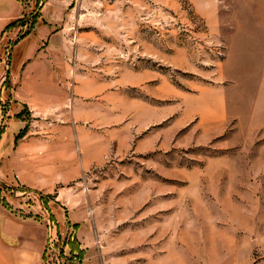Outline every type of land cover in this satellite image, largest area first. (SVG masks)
<instances>
[{"label": "rangeland", "instance_id": "rangeland-1", "mask_svg": "<svg viewBox=\"0 0 264 264\" xmlns=\"http://www.w3.org/2000/svg\"><path fill=\"white\" fill-rule=\"evenodd\" d=\"M59 6L39 136L74 165L42 197L73 201L50 264H264V0Z\"/></svg>", "mask_w": 264, "mask_h": 264}, {"label": "crops", "instance_id": "crops-1", "mask_svg": "<svg viewBox=\"0 0 264 264\" xmlns=\"http://www.w3.org/2000/svg\"><path fill=\"white\" fill-rule=\"evenodd\" d=\"M59 2L0 0V64L2 58L5 61V47L11 43L12 48L6 75L11 87L5 82L0 84V183L31 190L12 197L1 193L8 204L0 198V264H45L50 216L57 218L53 221L58 232L56 222L66 221L65 212L70 208L66 203L73 201L72 196H50L46 206L42 200V195L55 191L58 171L74 165L72 150L39 136L41 122L51 109L52 100H57L52 91L55 73L49 62L51 48L47 45L45 51L43 44L55 25L54 10H59ZM14 20L18 23L7 28ZM2 72L0 66V79ZM260 106L264 115V99ZM48 129L53 130L51 138L57 137L55 126ZM19 133L22 134L17 137ZM60 203L66 204L63 212L59 210Z\"/></svg>", "mask_w": 264, "mask_h": 264}, {"label": "built area", "instance_id": "built-area-1", "mask_svg": "<svg viewBox=\"0 0 264 264\" xmlns=\"http://www.w3.org/2000/svg\"><path fill=\"white\" fill-rule=\"evenodd\" d=\"M5 79L6 76L0 80L1 85L4 84ZM57 242H58V232L56 229L55 221H53L52 219L48 223V238H47V246L45 251V257L47 259H45V264H50V262L55 260L60 262V256H59L60 249L57 246Z\"/></svg>", "mask_w": 264, "mask_h": 264}, {"label": "trees", "instance_id": "trees-1", "mask_svg": "<svg viewBox=\"0 0 264 264\" xmlns=\"http://www.w3.org/2000/svg\"><path fill=\"white\" fill-rule=\"evenodd\" d=\"M39 1H40V0H38V3H39ZM17 23H18V20H14V21L10 22V23L7 25V28L12 27V26H15ZM21 134H22V133H19V134L17 135V137L20 136ZM0 198H1V200L4 201V203L8 204L7 199L1 197V188H0ZM42 200H43L44 204H45L46 206H48V201H47V199H45V197H42ZM51 217H52V219H55V216H54V215H51Z\"/></svg>", "mask_w": 264, "mask_h": 264}]
</instances>
